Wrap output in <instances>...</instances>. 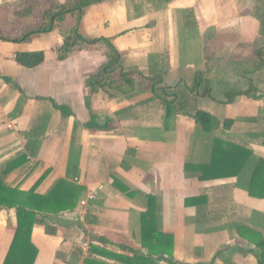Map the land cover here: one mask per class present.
Returning a JSON list of instances; mask_svg holds the SVG:
<instances>
[{"label": "crops", "instance_id": "1", "mask_svg": "<svg viewBox=\"0 0 264 264\" xmlns=\"http://www.w3.org/2000/svg\"><path fill=\"white\" fill-rule=\"evenodd\" d=\"M71 3L0 0V33L18 37L22 33L11 32L18 20L25 22L26 32L42 24L47 9ZM263 6L264 0H109L86 9L81 21L80 34L87 39H110L127 70H137L145 77L162 75L164 85L179 95L178 103L189 96L185 88L194 85L198 72L206 73L213 90L224 87L221 97L213 94L215 100H196V111L217 119L218 126L211 133L183 113L176 116L173 128L165 131V110L151 85L138 89L132 98L94 93L89 110L87 55H102L101 67L107 54L104 47L83 46L66 60H59L64 34L75 26L72 15L53 32L33 36L28 44L0 39V174L11 159L26 150V133L45 121L48 124L39 138L38 157L8 175L6 183L30 191L48 172L37 189L45 195L56 181L66 179L70 159L76 158L77 184L85 187L76 210L51 224L54 235L47 234L45 226L34 227L32 243L38 250L34 264H87V252L75 255L73 263V254L67 257L59 252L65 243L63 227L70 224L93 233L96 244L108 251L134 256L118 247L127 246L148 257L149 250L141 242V216L147 212L149 195L156 198L159 229L172 237L171 257L176 264H262L264 198L240 188L237 177L203 180L201 173H186L185 167L188 162L209 164L215 138L252 151L251 161L264 159ZM6 26L10 30L4 29ZM35 51L46 55L41 66L28 69L16 62L18 53ZM222 52L226 59L216 57ZM234 73L242 78L231 84L229 78H234ZM138 79L137 85L142 78ZM249 81L258 89V99L240 97L232 105L219 103L231 90L229 86L247 90ZM53 102L70 108L73 116L64 119ZM155 108L160 110L158 118L152 114ZM91 112L112 118L109 130L84 128ZM248 178L241 176L243 182ZM115 179L120 186L114 184ZM121 187H128L133 195L125 194ZM92 191L96 198L82 206ZM203 197L206 201L200 202ZM0 210L6 213V209ZM16 227V215L13 222L0 219V264L6 262ZM160 255L152 254L156 264H169L159 261Z\"/></svg>", "mask_w": 264, "mask_h": 264}, {"label": "trees", "instance_id": "2", "mask_svg": "<svg viewBox=\"0 0 264 264\" xmlns=\"http://www.w3.org/2000/svg\"><path fill=\"white\" fill-rule=\"evenodd\" d=\"M109 0H71L70 5L54 6L47 9L43 15V22L35 29L28 30L18 37H13L7 33H0V39L13 42L24 43L32 39L33 36L48 34L56 29L57 25L62 24L66 17L72 15L77 18V23L69 33L64 34L63 46L59 49V60H66L75 51L80 50L83 46L87 49H95L104 47L107 54V61L92 76L88 77L85 86L89 90L86 98V105L91 110V96L97 92H105L110 97H127L132 98L137 94L136 78H142L146 83L151 85V91L160 101L165 110L164 113V130L170 131L173 128V121L176 116L183 113L185 116H191L206 133H211L218 122L214 117L204 111L195 109L196 100L199 98H208L215 100L213 96V88L210 80H206V73L198 72L195 76V83L192 87H186L189 94L183 103H178L179 95L176 91L169 89L164 85L162 75L145 77L137 70H127L124 60L119 51L115 48L112 41L106 38L87 39L80 34L81 21L85 15L86 9L93 5L103 3ZM59 23V24H58ZM16 62L25 68L34 69L41 66L46 55L42 51L24 52L16 55ZM264 61L262 62V66ZM261 66L257 68L260 69ZM252 71H256L253 69ZM175 92V93H174ZM258 89L253 81H249L247 90L237 88L225 94L224 100L219 101L222 105H232L240 97H248L258 99ZM186 95V94H185ZM54 109L61 112L64 119L73 116L70 108L58 105L53 102ZM195 111L190 114L186 111ZM183 111V112H182ZM103 120V121H102ZM113 119L110 117L98 116L91 112V118L83 126L86 129L107 131ZM47 122L39 121L38 125L26 133L27 145L26 150L19 153L11 159L5 170L0 174V209L14 211L16 215L17 227L15 236L7 255L5 264H34L38 250L32 243V233L36 225L46 227L49 235H54L56 230L51 224L59 221L60 215L64 213H72L78 207L80 199L83 197L85 187L79 186L78 159L71 160L68 167L66 179L58 180L51 190L42 195L37 193V189L43 183L48 172L36 183L30 191H22L19 187H13L6 183V177L35 159L39 155L41 136L46 132ZM264 135V134H263ZM253 157L252 151L243 147L232 145L223 139L215 138L212 148V159L209 164L193 165L186 163V173L197 171L202 174L203 180H216L221 178H239L240 188L248 191L251 196L264 198V159L253 161V167L248 180L243 182L241 179L249 162ZM114 184L120 186L119 181L115 179ZM125 194L129 193L128 187H121ZM198 202L200 199H197ZM196 201V200H195ZM205 202L206 197L201 198L200 202ZM147 212L141 216V242L142 247L149 250V256H142L141 251L129 249L127 246H118L123 252L133 253L134 256L129 257L108 251L96 244H89L86 258L87 264H107L101 260H96L94 256H100L124 264H156L152 259V254H161L159 261H166L169 264H176L172 255V237L161 232L156 216V198L147 196ZM53 217H55L53 219ZM103 244L108 242L99 238ZM264 250V243L261 245ZM168 255V258L165 256ZM219 257V256H218ZM264 264V260L261 261Z\"/></svg>", "mask_w": 264, "mask_h": 264}, {"label": "rangeland", "instance_id": "3", "mask_svg": "<svg viewBox=\"0 0 264 264\" xmlns=\"http://www.w3.org/2000/svg\"><path fill=\"white\" fill-rule=\"evenodd\" d=\"M33 8L31 10L34 11L35 10V6ZM17 9H19V6H17ZM4 11L6 12V9L5 8H4ZM24 23L25 22L24 21H21V20H18L17 22H15V26L13 24L14 28H12V31L11 32L18 33V34L25 33V25H24ZM76 23H77V18H76V21H74V24H76ZM4 29L10 30V28H7V26ZM188 31H190V30H188ZM190 32L192 33V35L194 34L193 31H190ZM197 37L198 36H196L195 38L193 37V39L196 41L197 40ZM31 41L32 40H30L28 42H24V43H27L28 44ZM21 44H23V43H21ZM187 47L189 48V45ZM195 52L198 53V50L196 48H195ZM225 54L226 53L222 52V54H216V57L220 56L223 59H226L227 57L225 56ZM87 56H88L87 57L88 60H87V67L85 68V70L87 71V73H88L87 76L89 77L91 75H94L98 71V68L100 67L101 63L104 61V58L101 57L102 55H93L92 54V55H87ZM237 57L238 56H235V58H237ZM250 59H251V63H254L255 60H256L255 54H252L250 56ZM58 72L59 73H62V70H59ZM234 74H235L234 78H229V79H231V81H230L231 84L233 82H240V78H242V77H239L237 75V73H234ZM262 77H263L262 80L264 82V69L262 71ZM145 86H147V89H148L150 87V84H147L146 82L143 81V79H141L140 84L137 87V90L138 89H141L142 87L145 88ZM229 87L231 88L232 91L236 89L235 86H233V85L232 86H229ZM219 88L220 89H217V87H216V89L213 90L214 91L213 92L214 93V96H216V97H221L220 95H221V93L223 91L220 92V90L221 89L224 90V87L222 88L221 86H219ZM262 92L264 93V86H262ZM222 95H223V93H222ZM159 107H160V105H159ZM159 111L160 110L157 109V108H155L154 111L152 110L153 117H155V116H156V118L160 117ZM139 114H141V113H139ZM214 120L217 121V119L215 117H214ZM262 121H263V124H264V115H262ZM216 127H217V125H216ZM255 159H257V158H255ZM252 167H253V160L248 164V166H247V168H246V170L244 172V174L247 177H249V175L251 174ZM243 178L246 179L245 177H243ZM12 212H10L9 210H6V213H5V212H2L0 210V219L1 220L8 221V222H13L15 220V213H14V211H12ZM63 228H64V232H65L64 233V240H65L64 242L65 243L60 246L59 252L60 253L65 252V256L67 255V257L70 256L69 254H73V256L70 258L71 259L70 262H72V263L73 262H76V261L73 260V258H75L74 257L75 255L81 254V256H82V253H86L88 251L89 244H96V242H97L96 241V238L97 237L95 238V235L93 233H89L86 229L81 230V229H79V227L74 228L71 224H70V226H65Z\"/></svg>", "mask_w": 264, "mask_h": 264}, {"label": "built area", "instance_id": "4", "mask_svg": "<svg viewBox=\"0 0 264 264\" xmlns=\"http://www.w3.org/2000/svg\"><path fill=\"white\" fill-rule=\"evenodd\" d=\"M77 183H79V181H77ZM96 198V192L92 191L87 199L85 201L82 202V206H86L88 204V201L94 200Z\"/></svg>", "mask_w": 264, "mask_h": 264}]
</instances>
